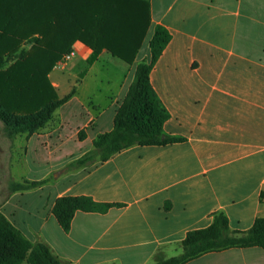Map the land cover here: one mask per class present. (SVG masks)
<instances>
[{
	"label": "crops",
	"instance_id": "obj_1",
	"mask_svg": "<svg viewBox=\"0 0 264 264\" xmlns=\"http://www.w3.org/2000/svg\"><path fill=\"white\" fill-rule=\"evenodd\" d=\"M146 1L152 23L133 65L107 51L89 64L91 49L75 43L86 62L80 74L70 70L80 78L76 93L50 121L59 122L27 136L26 158L44 172L17 182L38 184L15 187L1 211L64 264H155L159 256L181 255L187 234L208 228L217 214L233 231L264 218V2L260 14L245 11L249 0ZM158 25L171 40L150 82L168 114L164 134L181 141L135 145L69 170L114 129L138 64L151 58ZM105 57L122 64L101 65ZM62 78L52 82L59 96ZM67 196L113 206L77 211L65 231L53 209ZM185 264H264V248L209 252Z\"/></svg>",
	"mask_w": 264,
	"mask_h": 264
},
{
	"label": "trees",
	"instance_id": "obj_2",
	"mask_svg": "<svg viewBox=\"0 0 264 264\" xmlns=\"http://www.w3.org/2000/svg\"><path fill=\"white\" fill-rule=\"evenodd\" d=\"M151 6L146 0H0V44H34L36 51L23 81L7 89H19L25 96L38 97L42 103L22 114L5 110V86L0 90V124L10 136L33 135L48 124L55 112L76 93L59 98L49 74L55 64L81 42L92 51L94 63L103 51L133 65L151 27ZM171 40L169 31L158 25L150 41V60L138 64L135 79L120 106L114 129L94 141L93 149L68 166L76 169L105 162L113 155L135 145L162 146L181 141L164 134L166 110L151 85L150 73ZM12 60V58L10 57ZM9 58L0 53V70ZM2 78V76H0ZM2 78V82H5ZM4 80V81H3ZM85 138V131L79 133ZM3 174L0 171V178ZM38 183L16 185L32 188ZM112 204H100L87 196L61 197L53 214L65 231L71 228L77 211L106 212ZM264 248V218L257 219L247 231H233L224 214H217L206 229L191 231L182 242L183 253L169 259L159 256L155 264H185L205 253L231 248ZM0 264H64L44 243L31 242L0 212Z\"/></svg>",
	"mask_w": 264,
	"mask_h": 264
},
{
	"label": "rangeland",
	"instance_id": "obj_3",
	"mask_svg": "<svg viewBox=\"0 0 264 264\" xmlns=\"http://www.w3.org/2000/svg\"><path fill=\"white\" fill-rule=\"evenodd\" d=\"M249 1L250 3H252L251 6L255 7V10H253L251 7L250 10L245 9V11H248L250 13H253V11H255L256 13L262 14L263 8L261 6V3H263L264 0ZM74 45L75 44H73L69 52L63 54V56L59 59V61H57L51 73L49 74L51 83L53 82V80H55V76L63 77L61 80L63 86L61 85L60 88V96L57 92V89L55 88L59 98H63L68 95L72 88L74 89L76 81L80 80V78L78 79L69 76L70 70L76 71L77 74H80L78 73V71L80 70V68H84V66L86 65L85 60L79 55V49L74 47ZM145 47L146 44L144 48ZM73 50L77 51L75 56H73L69 60L66 59V56ZM35 51L36 48L34 44L28 42H21L15 45L0 44V53L5 54V57L7 59L9 58V60H11L10 57L12 58V60L5 63V67L0 70V76H2L3 79L4 77L6 78L5 82H2V78H0V90L9 83H11L13 86H15V84H21L26 71L29 69L33 61ZM109 60H113L114 64H122V61L118 59L105 57L102 60L101 65L109 63ZM19 89L15 88L9 90L5 86V91L3 90V95L5 96V110L8 113L22 114L23 112L34 110V108L38 107L39 104L42 103V100L40 98L38 99V97L25 96L21 91H19ZM57 121L59 122V120L56 118L54 121H52V123L49 122L43 128L37 130L36 132L44 128H49L53 126V124L55 125ZM27 136L30 135L26 133H19L14 136H10L6 132V129L4 131L3 125L0 124V171L3 174V177L1 176L0 178V212L3 210V206L8 198L13 193L17 192L15 191V185L17 182H23V177H31L35 174L44 172V169L42 167L34 166V162L26 158ZM90 166L91 165H88L87 167Z\"/></svg>",
	"mask_w": 264,
	"mask_h": 264
},
{
	"label": "built area",
	"instance_id": "obj_4",
	"mask_svg": "<svg viewBox=\"0 0 264 264\" xmlns=\"http://www.w3.org/2000/svg\"><path fill=\"white\" fill-rule=\"evenodd\" d=\"M77 53V51L76 50H73L70 54H68L67 56H66V59H71L73 56H75V54Z\"/></svg>",
	"mask_w": 264,
	"mask_h": 264
}]
</instances>
